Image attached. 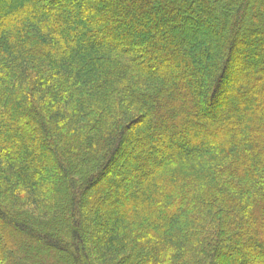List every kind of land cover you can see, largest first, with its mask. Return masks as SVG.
<instances>
[{"label": "trees", "instance_id": "1", "mask_svg": "<svg viewBox=\"0 0 264 264\" xmlns=\"http://www.w3.org/2000/svg\"><path fill=\"white\" fill-rule=\"evenodd\" d=\"M72 4L0 0V264H264V0Z\"/></svg>", "mask_w": 264, "mask_h": 264}, {"label": "rangeland", "instance_id": "2", "mask_svg": "<svg viewBox=\"0 0 264 264\" xmlns=\"http://www.w3.org/2000/svg\"><path fill=\"white\" fill-rule=\"evenodd\" d=\"M62 1H66V2H68V3H70V4H72V2L73 1H76V0H62ZM73 5V4H72ZM73 9V12H75V9L74 8H72ZM51 10V9H50ZM99 26H100V24H98ZM103 26H105L104 24L102 25V27ZM127 27H129L130 28V25L128 24L127 25ZM82 37V36H81ZM80 37V35H76V37H74L75 39L74 40H76L75 42L76 43H79V44H86L87 42H89V41H91L92 39L91 38H87L86 36H83L82 38ZM209 40L208 39H206V37H203L202 39H201V45H200V49H202V50H205L208 46H209ZM135 46H137V45H133V44H131L130 45V47H129V49H134V47ZM201 140H202V142H204L205 140H203L202 138H201ZM223 263V262H222Z\"/></svg>", "mask_w": 264, "mask_h": 264}]
</instances>
